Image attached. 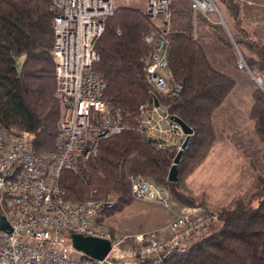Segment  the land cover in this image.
Masks as SVG:
<instances>
[{
  "label": "trees",
  "instance_id": "16d2710c",
  "mask_svg": "<svg viewBox=\"0 0 264 264\" xmlns=\"http://www.w3.org/2000/svg\"><path fill=\"white\" fill-rule=\"evenodd\" d=\"M221 1L228 8V28L201 13L195 15L190 0L172 1L169 68L182 85L175 95L155 94L147 80L145 60L152 45L145 38L155 26L143 9L123 5L108 18L96 43L100 59L95 69L105 77L109 109L129 127L101 139L95 155L75 169L63 170L60 178L67 199L102 203L99 222H107L134 201L132 176L165 186L183 203H203L184 192L181 183L214 145L218 134L214 116L236 79L213 64L194 31L211 28L224 45L241 50L252 73L264 74V42L254 39L244 24L242 2ZM54 16L51 0H0V124L34 133L37 153L55 149L62 111L52 56ZM156 98L194 131L178 163L177 181L169 180L176 148H158L137 125L140 104H152ZM249 117L264 146L260 86L253 91ZM242 152L256 172L253 190L223 206L217 221L193 235L187 251L159 264H264V174L246 150ZM261 157L264 162V150ZM111 231L113 235L117 231L113 224Z\"/></svg>",
  "mask_w": 264,
  "mask_h": 264
},
{
  "label": "built area",
  "instance_id": "2783aa9c",
  "mask_svg": "<svg viewBox=\"0 0 264 264\" xmlns=\"http://www.w3.org/2000/svg\"><path fill=\"white\" fill-rule=\"evenodd\" d=\"M51 1L55 9L52 56L56 96L62 106L55 149L37 153L34 133L0 124V213L11 226V231L0 228V264H159L187 251L193 235L219 219L218 211L187 206L175 211L162 226L116 236L99 222L100 201L65 197L60 184L63 170L77 168L97 153L101 139L129 127L109 109L107 83L95 64L100 59L96 43L108 18L132 2ZM172 1L145 0L142 8L155 26L145 38L152 45L145 60L146 77L154 93L160 95H175L182 89L169 68ZM190 2L195 15L224 20L216 0ZM238 66L248 69L264 90L263 77L249 70L240 52ZM137 125L161 149L173 146L178 152L187 137L160 101L140 104ZM131 179L135 199L160 201L171 207L156 183L142 176ZM72 233L108 238L112 247L102 259L91 257L73 245Z\"/></svg>",
  "mask_w": 264,
  "mask_h": 264
},
{
  "label": "rangeland",
  "instance_id": "374dc122",
  "mask_svg": "<svg viewBox=\"0 0 264 264\" xmlns=\"http://www.w3.org/2000/svg\"><path fill=\"white\" fill-rule=\"evenodd\" d=\"M144 1L131 0L134 6L138 8L144 6ZM216 2L225 22L217 18H214V21H218L228 28L225 20L228 17V8L221 0H216ZM203 30L202 34L204 33L207 36V49L209 50L210 45L213 52H215V50H218L216 47L218 43L212 37L214 34L212 29L203 27ZM233 50L235 55L230 56L226 52L220 55L223 61L233 57L232 59L236 61L238 66L239 52L241 54L242 52L237 48ZM248 75V78H244L243 81L239 82L238 90L235 88V95H228L229 100L225 99V104L223 102L221 108L217 109L214 120L219 136L217 135L215 148L213 150L211 148L212 151L210 150L206 158L185 175L181 183V189L188 194L203 199V203L198 206L208 210L219 211L223 206H231L236 198L245 196L253 190L257 180L256 172L250 167L249 159L244 155L242 149L246 150L256 163L258 170L264 174V162L261 157L264 146L260 143L254 128V122L249 117L252 104L249 110V95L246 94L250 87L254 91L259 84L256 81L253 83L250 74ZM260 76L263 77L264 84V74ZM224 128L227 130L228 136H226V133L224 134ZM227 138L232 139L233 144H237L236 147L229 146L230 142ZM246 183L248 184L247 188ZM157 185L171 202V207L160 201L134 198L131 204L123 210L115 212L107 222L102 221V223L110 230L111 225H115L117 231L114 235L123 236L127 233L148 231L162 226L172 219L175 211L183 210L187 206H196L195 204L179 201L171 195L168 188Z\"/></svg>",
  "mask_w": 264,
  "mask_h": 264
},
{
  "label": "crops",
  "instance_id": "0c3cea01",
  "mask_svg": "<svg viewBox=\"0 0 264 264\" xmlns=\"http://www.w3.org/2000/svg\"><path fill=\"white\" fill-rule=\"evenodd\" d=\"M240 1L242 2V15H243L244 23L249 28L252 37L254 39H256L257 41L264 42V0H240ZM133 4L134 3H132V5ZM145 4H146V2L144 1V6H145ZM144 6H142V7H144ZM203 31H204L203 27L200 29L197 28V30L194 31L195 37H197V39L203 44V46L205 47V49L207 51V54H208L210 60L213 62V64L217 68L231 74L236 79V85L233 88V90L229 93V95H235V90L236 89L238 90L237 86L239 85V82L243 81L244 78H248L249 77L248 74H250V72L246 68H239V66H237V64H236V61L234 59H232L233 57L228 58L229 60H227V61L222 60L221 55H220L221 53L226 52L230 56H232L233 54L235 55V53H234L235 51L233 49H235L237 47L231 48L229 46L224 45L216 37L215 34H213L212 37L218 43V45H216L218 50H215V52H213V50L211 49L212 47H210V45H209V50H208L207 46H206V45H208V43L206 42L207 36L204 33L202 34ZM242 70H244V71H242ZM250 77L252 78L253 83H255L254 82L255 80L253 79L251 74H250ZM246 94L249 95V97H248V102H249L248 109L250 110V106L253 102V97H252L253 89L250 87V89L246 91ZM228 98H226V100ZM225 101L223 104H225ZM224 130H226V129L224 128ZM224 130H223L224 134L226 133V136H228L227 130L226 131H224ZM217 131H218V129H217ZM216 140H215L214 145L212 146V150L215 148V145L217 144ZM227 140L230 142L229 146L233 145V147H236L237 144L234 145L232 139L227 138ZM259 141H260V139H259ZM260 143H262V142L260 141ZM248 181H249V178H248ZM247 183H249V182H247ZM247 183H246V188L248 187Z\"/></svg>",
  "mask_w": 264,
  "mask_h": 264
},
{
  "label": "water",
  "instance_id": "95a60500",
  "mask_svg": "<svg viewBox=\"0 0 264 264\" xmlns=\"http://www.w3.org/2000/svg\"><path fill=\"white\" fill-rule=\"evenodd\" d=\"M174 119L181 124L184 132L187 134V137L185 139L182 149L177 152L174 163L170 169L169 180L171 181L178 180V163L181 159L183 152L188 149L194 132L193 128L188 123H186L182 118L178 116H174ZM0 228L6 231H11V226L8 220L1 213H0ZM71 239L73 245L77 249L84 251L85 253L89 254L91 257L99 258V259L104 258L112 247L111 240L108 238L88 236L81 233H72Z\"/></svg>",
  "mask_w": 264,
  "mask_h": 264
},
{
  "label": "bare ground",
  "instance_id": "6f19581e",
  "mask_svg": "<svg viewBox=\"0 0 264 264\" xmlns=\"http://www.w3.org/2000/svg\"><path fill=\"white\" fill-rule=\"evenodd\" d=\"M194 36H195V34H194ZM155 101H156V102H159V101L157 100V98L155 99Z\"/></svg>",
  "mask_w": 264,
  "mask_h": 264
}]
</instances>
